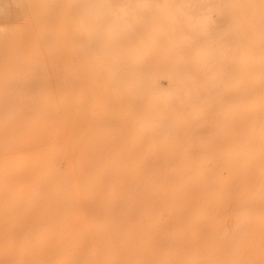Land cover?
Masks as SVG:
<instances>
[{
    "label": "rangeland",
    "instance_id": "obj_1",
    "mask_svg": "<svg viewBox=\"0 0 264 264\" xmlns=\"http://www.w3.org/2000/svg\"><path fill=\"white\" fill-rule=\"evenodd\" d=\"M39 1L40 3H43L40 4ZM73 1L75 0H0V196L2 194L3 196L5 195L4 197L1 196L0 198V213H2V211L4 213V215L2 213L1 215L3 216L0 217L1 221L3 220V224H0V230H3L4 228L5 230L3 232H7H5L4 234L2 231L0 232V235H2L3 237L1 238L0 236V243L4 244L0 246L1 251L3 252L5 247L6 249L11 247L8 252L5 249L6 252L4 250L3 253L10 255H13L14 253L13 258H11L12 260L9 259L10 261H13L14 259L15 262H11L12 264H27L26 262H29L30 264H88V262H91L92 264H120V253L122 251L121 241L132 240L136 235V220H134V195H136L138 190L146 187L143 183L145 182V180L142 181L141 185H139L140 182L138 183V181H136V178H138L140 174L144 176L148 167H153L157 169L160 175L159 177L163 182V189L167 190V192H165V196L169 199L167 202V206L170 215V218L168 220L170 230L172 229L173 231H175L176 229H178L177 233H179L180 236L182 235V242L176 250H181L182 252L180 254H190V257H188L189 255L186 256L191 261L186 259V256H184L185 262L188 261L187 264H197L196 262H199V264H217L213 260L214 258H212V256L207 255L206 257V254H208V252L210 251L208 249L209 246L216 243L219 240V236L223 235L221 236L222 238L219 241L223 242H221V245L219 247L222 249V251H225L226 248L224 243H227V239L229 238L231 232L236 228L237 231L235 230L233 232H236L237 234H231L234 244L232 242V239L230 240L232 244L231 249H235L231 250V252H233L231 253L232 259H223L225 257L220 255V257L222 256L221 260H225L226 264H228L227 261H230V264H259L261 262H264V188L262 187L264 186V99L262 100V98H264V76L262 78H258L260 77V73L264 70V65H256L253 61V22H255L256 20L254 16H250V21L246 25L244 23L242 24V21L239 19L237 14H233V33L231 37H225L228 44L231 43L234 58L231 71V75L233 78V90L230 97L232 102V115L230 120L231 142L237 143L243 153L248 152L249 154L250 148L255 147L252 154L246 155L245 157V155L242 153H235L233 158L232 150L231 154L228 150L230 137L226 133L221 132L220 135L216 137L213 136L214 129L212 126L207 125L204 128H198V123H200L203 119L207 117L209 119L212 116V110L211 108H209L207 111H204L201 106L203 104V97H206L207 94L205 90L198 91V89L200 88V80L198 78L199 71L197 72L196 70L198 67L195 68L197 62L195 60H192L191 56H187V52L181 45L177 46L174 49H171L170 51V48L168 46L169 39H167L171 35L177 38L183 37L184 31H186L185 28H176L175 30H171L168 24V18L171 19V17L153 13L150 9H148L147 5H145V1L143 0H93L95 2L97 1V3L93 2L92 0V3H90V0H81L83 2L81 3L77 0L81 6V8L80 6H78L80 8V11L77 10V7L75 10H73L75 8L73 7V5L77 6L78 4L77 1H75L76 4ZM98 1H100L101 5L100 3L98 4ZM113 2L116 3L114 4ZM140 2H142L143 4L141 3L142 5H140ZM87 3L89 7L90 4H92L93 8L97 7L95 6L96 4L98 5V8H95L94 11L92 9H89L88 11L91 14L90 17H92L93 19H89L88 17L89 15L86 11V8L88 9ZM99 5L101 9L99 8ZM136 7L139 9H137ZM144 7L146 10L145 12L144 9H142ZM141 9L142 11H138ZM97 10L99 11V13L105 12L104 16L101 13L102 18L104 17V19L99 18L100 14H96L98 13ZM115 10L116 14L114 13ZM147 10H149V12H147ZM81 11L83 14L81 13ZM92 11L94 13H92ZM107 11L108 13H106ZM73 12H76V14L78 15ZM123 12L126 14H124ZM111 13L113 14L111 15ZM43 14H45L46 17H44L45 15ZM120 14H124V18L121 17ZM151 14H153L154 17H152L153 15L151 16ZM253 14L255 15V13ZM79 15H81L80 19L78 17ZM82 15L86 16L82 17ZM149 16H151L153 19ZM69 17L72 21H70ZM76 17L82 21L81 23V21L78 20L83 25L90 24V26L94 25L95 27L97 26L99 28L100 25H102L103 27V23L106 20V23L108 24L109 21H112L110 19H113L114 22H112V25L113 23H115V25L110 26L112 28H109L110 24H108V27H106V23L104 25V30L102 27V29L100 28L104 32H102L104 35L101 34L99 28L98 31L100 32L99 34H101L105 39V36L108 35L105 34V31L111 30L110 32L112 33L116 32V37H113L115 40L118 37L117 41H115L114 39V41L110 39L112 41L110 42V40L108 39L109 36L106 39L108 42L102 37H100L101 39L98 38V35L95 36L97 33V27L94 28L95 32H92L94 33L92 34L90 32V26H88L89 29H85L86 27L82 26L79 22L78 23L80 25H78L75 19ZM145 17L149 20H147ZM118 18L119 20H116ZM131 18H134L132 22H130L132 20ZM84 19L88 20L84 21ZM139 19L140 21H138ZM143 19H146L144 20L145 22L143 21ZM83 21L85 23H83ZM148 21L149 23H147ZM116 23L118 24V27ZM144 25L147 26V28H145ZM105 27L108 30H105ZM119 27L123 28L120 30ZM113 28H115L116 30L118 29L117 31H120L117 32L116 30H113ZM144 28L146 31L144 30ZM259 29L261 30V27ZM122 30L125 31V35H123L124 33L122 32ZM132 30L135 34H138L134 35ZM164 31L165 33L163 34ZM171 31H173L174 33ZM84 32L86 35L84 34ZM166 32H168V34ZM67 33H69V35ZM151 33L153 35H151ZM147 34H149V36H147ZM109 35L110 37L112 36V34L110 33ZM147 37L149 39H147ZM86 38L88 39L86 40ZM129 38L131 39V41L128 43V40H125ZM122 40L124 43L121 42ZM151 40H154L155 42L153 41L152 43ZM141 41H146V46L140 44L143 43ZM104 42L105 45L107 44L106 46H108L109 48L110 46H113L114 42H119L122 45H120L121 47H119L118 43H114L115 46H113L110 50L108 47L106 48L103 45ZM130 43H132L130 49L133 48V46L137 49L133 48L132 50H130V52L126 51L125 49L128 48L127 46H130ZM86 44L88 46H86ZM92 44L95 45L94 47L96 51L93 50L94 47H91L93 46ZM78 45L83 46H80L82 49L76 48ZM100 45H103L105 48ZM116 45H118L120 51L118 50V47ZM152 45L156 46V48ZM98 46L100 47V49ZM114 47L117 48V50L114 49ZM120 48H122V50ZM63 49H65L66 51ZM90 49L93 50L94 54L98 49L99 52L97 53H102L103 58H106L108 64L104 62L105 60L101 61V59H99V57L102 58L100 54L98 55L99 57L96 54L94 56ZM109 50L111 52L113 51L111 54H114L115 56H112L116 57V59L110 56L111 54L109 53ZM136 50H138L139 55H137L138 52H136ZM114 51H118L119 53L125 51L123 52L124 55L121 54L122 56H120L123 59H120V57L117 58L118 56ZM126 52L128 53V56L125 55ZM162 53L165 54L163 56L164 58L165 56L169 57L168 60L165 61L163 57L161 58V56L163 55ZM92 55L95 57L93 58V60ZM129 56L134 59H131ZM56 57L57 60H55ZM182 57L183 60H181ZM124 58L128 59V61H126L127 63L133 62L134 64L131 63L126 65L125 61H123L125 63H121L118 61L126 60ZM129 58L131 59V62ZM137 58H139L140 61L142 60V62L138 60L135 61V59ZM98 59L104 65L102 63L98 64ZM175 59L177 60V62L173 61ZM53 60H55V62ZM113 62H117L116 64H120V66L118 65L116 69L117 71H120V74H118L119 72L115 71L116 65ZM97 64L98 67H96ZM57 65H59V67H57ZM99 65H102V67L105 65L107 66H105L106 68L104 67L105 69L103 70L102 68H100L101 66L99 67ZM123 65L126 67V70L124 69ZM254 65L258 68H256ZM111 66L112 68L114 67V71L113 69H110ZM121 66L122 69H120ZM131 67L133 68V74H130V72L132 73ZM55 68L56 70H54ZM127 69H129L130 72H128L129 70ZM121 70L122 72L124 71L123 73H127H125V75H121ZM112 71L116 72L118 75H121L120 80H122L125 85L121 83L122 81L116 78L118 76H115ZM253 71L257 73L255 74ZM61 75L62 77H64L63 79ZM108 75L111 78H109ZM149 78L151 80H149ZM109 79H111V81L114 79H118L120 84L119 82H116L117 80L110 82L112 86L114 85L113 88L117 85L113 89L109 83ZM126 79L128 82H126ZM258 79H260V81ZM65 80L66 84L64 83ZM138 80L141 82H138ZM37 81L39 84L37 83ZM56 82H60L59 84L61 86L59 84H56ZM67 83H69L70 85L68 84L67 86ZM127 83L130 84V91H128L129 89L127 86L129 85ZM138 83H140L141 85ZM48 86L50 88H48ZM55 87L57 88L55 89ZM123 87L124 91H127L126 93L123 91ZM34 88L38 89L35 90ZM125 88H127L128 90H125ZM50 90H52L50 92L52 94L48 93ZM110 90H113V93ZM49 94L50 97L48 96ZM54 94H56V96L60 95V97L57 96L56 98L54 97L55 99H53V96H55ZM70 95V99L72 100V102L69 99ZM166 96L169 97L167 98ZM12 97L15 99H13ZM58 98L59 101L57 100ZM85 99L86 101L84 102ZM22 101H24V103ZM78 103L80 105H83V107L79 106ZM45 104L47 106L44 108ZM62 105L64 106V108L62 107ZM74 105H78L77 108L79 107V109H75L74 111L73 109L76 108ZM65 106H67V109L65 108ZM44 110H46V114H44ZM59 110L61 113L59 112ZM79 110H81V113L79 112ZM63 112L66 114H64ZM80 115L83 117H80ZM79 118L83 120L81 121ZM157 123L159 125H157ZM143 125H145V129H143ZM151 125H153L155 129ZM52 126L53 128H51ZM61 126L63 128H61ZM72 126L75 128H73ZM157 126H159V129L163 131L166 130V133L159 130ZM56 127L60 129H56ZM138 128H141V131L137 130ZM147 128H149L148 132H146ZM160 131L163 132L166 137H163L164 134ZM70 132H72V136H70ZM154 133L156 134V136ZM64 135L66 137H64ZM135 135L138 137H136ZM93 136L94 138H91ZM69 138H72V140ZM81 141L84 144H79L81 143ZM58 143H61V145L59 144L57 148L59 149V147L63 145L64 147L62 146L60 147V149L64 150L65 152H61V150H58L56 147L54 148L53 145L57 146ZM78 146L80 148H78ZM65 149L67 150V152ZM124 149L126 151L128 149V152H126ZM41 151L44 152L41 153ZM61 153H63V155H60ZM50 154H52L53 156ZM80 154L83 156V158ZM40 155H42L43 158ZM33 156H35L34 158H36V160H38V162L40 163L39 166L38 162H36ZM38 158L41 160L39 161ZM92 158H95L93 161H96V163L90 161L92 160ZM55 160L57 161L56 163ZM27 162L28 164H26ZM91 162H93L92 167H90ZM47 164L49 165L45 166ZM52 164H54L53 167L51 166ZM95 164L97 165L95 166ZM249 164L253 165L251 166ZM28 166H31L30 169H28ZM82 166L83 168H85L84 170L81 169ZM44 168L46 169L44 170ZM69 168L70 170H68ZM169 169L173 170L171 171ZM37 170L40 172V174ZM89 170H91L90 173ZM32 171H36V174ZM50 171H52L53 173H51ZM105 171L109 173V177L105 176L107 175ZM26 172H29L31 174H28ZM41 172H43V174ZM87 172L89 173V175ZM63 174L67 177L63 176ZM102 174H104V176ZM186 176H189L188 181H186ZM104 177H106V180L103 181ZM65 178L68 179L67 182L64 183L68 184V182L70 181L69 185L72 186V188L70 186L67 187V185L64 186L65 184L61 185L63 183L62 181H65ZM130 179L135 180L132 181ZM18 183H20L21 185H18ZM73 183L75 184V186H73ZM258 183L261 185H259ZM47 184L48 186H46ZM76 184H78L77 188H75ZM124 184L126 185L124 186ZM16 185L17 187L16 189H14ZM176 186H180L181 191L171 192L170 190L175 189ZM65 187L67 189H65ZM54 188H58L59 191L58 189L57 192L53 191L55 190ZM127 188L129 190H133V192L128 191ZM219 188L221 190H219ZM9 189H13L14 191ZM121 189L124 190V192L121 191ZM6 192L7 194H5ZM127 192H130L131 196L130 193L128 194ZM12 193H14V195H12ZM66 193L70 196L73 195L71 197L72 199H70V196L67 197ZM262 193L263 195H261ZM53 194H55V196ZM211 194L212 197H210ZM24 195L28 197L26 198ZM184 195H186V197H184ZM16 199L19 201H17ZM54 199L55 202L53 201ZM15 200L18 203L15 202ZM129 200H131L132 203L129 202ZM33 203L35 204V207ZM15 204H19L20 206H17L18 210L14 208V213L12 207H15ZM176 206L180 207L181 211H178L179 208L177 209ZM18 207L20 208V210ZM171 207L173 208V211ZM188 207L191 209H189ZM176 209L178 213L182 215V217L179 215L180 217L177 220L173 221L172 216L173 212ZM26 210L28 213L24 215ZM80 211L82 212L80 213ZM187 212L189 215L187 214ZM198 212L201 214H199ZM7 214H9L10 216L8 217ZM23 215L24 217H22ZM184 215L186 220L183 217ZM49 216L50 219L48 218ZM21 217L22 219H19ZM3 218H7V220H4ZM45 218L47 220H44ZM84 218H86L87 221ZM103 219L106 221H104ZM214 219L216 220L214 223H212ZM7 221L9 223V226H7L8 223L4 226L5 222ZM42 221L48 222L47 224L45 223L47 227H45L46 230L44 229V232L43 230L40 232L39 230L42 227L38 226L40 225V223H44ZM25 222L27 225H25ZM17 223H19V225ZM201 223H204V225ZM14 224L16 228L15 226L13 228ZM175 224H178L179 226L175 228ZM79 225L81 226L79 227ZM8 227L10 228V230H8ZM76 227L78 229H76ZM210 227L212 228V231H210ZM241 227L242 230H239L241 229ZM98 228H100V230ZM34 230L36 232H34ZM94 231L96 233L100 231L99 234L97 233L98 237L97 234L94 233ZM222 231L224 233H222ZM12 232L15 233L13 234ZM83 232L85 234H82ZM208 232L210 233V235ZM27 233L30 235H28ZM34 233H42L43 235L40 234V238L37 240L39 234H37L36 236ZM5 234H7L8 236H6ZM10 234H12V237L10 236ZM30 236L34 238V240L30 239ZM10 237L12 239H10ZM4 238L5 240H3ZM93 238L95 240H98L97 243L99 245H96V241ZM213 238L216 239V242L215 240H213ZM6 239L8 244L5 243ZM8 240L11 241L9 242ZM30 240L34 241V244L36 243V240L38 242L33 249L31 245L33 243ZM198 241L202 242L199 243ZM88 242L90 243L88 244ZM13 243L17 244L13 245ZM29 243L31 246L29 245ZM251 245L253 246L252 248ZM86 246H88V248L92 247L91 250L95 251L91 252L90 249L88 251L85 250L87 248ZM98 246H101L100 249ZM108 248H111V251ZM211 248H213V246ZM11 249L12 253L10 252ZM248 249H251V251L247 252ZM193 250H195L194 254H191ZM31 252L33 253V255ZM89 252L90 254H86ZM71 253L74 254L75 257ZM198 253L201 255H199ZM245 253L247 255H245ZM28 254H30L31 256H28ZM233 254L236 257L233 256ZM255 254L258 257L260 256L259 258H261H258V262L256 261L257 256H254ZM203 256L205 257V259ZM29 257L30 259H27ZM238 257L240 260L238 259ZM90 258H92L93 260ZM246 258L247 261L245 262ZM252 258L255 263H253L254 261H251L250 263V260ZM25 259L29 261H26ZM71 259L73 260V262L71 261ZM170 259L172 261L174 259V256L171 255ZM9 260L5 261V263L7 262L6 264H8L10 262Z\"/></svg>",
    "mask_w": 264,
    "mask_h": 264
},
{
    "label": "bare ground",
    "instance_id": "obj_2",
    "mask_svg": "<svg viewBox=\"0 0 264 264\" xmlns=\"http://www.w3.org/2000/svg\"><path fill=\"white\" fill-rule=\"evenodd\" d=\"M50 1V0H49ZM71 1V0H70ZM75 1H77V0H75ZM75 1H73L74 3H75ZM79 2H81V3H83L81 0H78ZM77 1V2H78ZM91 1V0H90ZM93 1V0H92ZM92 1L90 2V3H92ZM102 1H104V0H102ZM108 1V0H107ZM125 1V0H124ZM123 1V2H124ZM131 1V0H130ZM143 1H145V5H147V7H148V9H150L153 13H155V14H162V15H166V16H168V17H171V19H169L168 18V24H169V26H170V28H171V30H175L176 28H185V30L186 31H184V35H183V37H179V38H177V37H175V36H169V38H167L166 36V38L167 39H169V41H168V46H169V48H170V51H171V49H174V48H176L177 46H182L183 47V49L187 52V56H191L192 57V60H195L196 62H197V64H196V67L195 68H197L196 70H197V72L199 71V80H200V88L198 89V91H200V90H205L206 91V97H203V104L201 105L202 106V109L204 110V111H207L209 108H211V110H212V116L208 119V117L207 118H205V119H203L200 123H198V128H204L205 126H207V125H209V126H212L213 127V129H214V132H213V136H219L220 135V133L221 132H224V133H226L229 137H230V140H229V148H228V150L230 151V154H231V150H232V153H233V158H234V154L235 153H242V154H244L245 155V157H246V155H250V154H252L253 152H254V148L255 147H253V148H250V150H249V154H248V152H244L243 153V151L239 148V146H238V144L237 143H232L231 142V124H230V120H231V115H232V102H231V92H232V90H233V78H232V75H231V71H232V66H233V62H234V58H233V49H232V47H231V43L230 44H228V42H227V40H226V36H230L231 37V35H232V33H233V14H237L238 15V17H239V19L242 21V24L244 23V24H248V22L250 21V16L251 15H253L254 16V18L256 19H254L255 20V22H253V27H254V30H253V38H252V40H253V45L254 46H252V49H253V47H254V63L256 64V65H264V0H143ZM36 2V1H35ZM34 2V3H35ZM42 2V1H41ZM72 2V3H73ZM79 2H78V4H79ZM93 2H95V1H93ZM137 2V1H136ZM39 3H40V1H39ZM43 3V2H42ZM42 3H40V4H42ZM48 3V2H47ZM57 3V2H56ZM95 3H97V1L95 2ZM94 3V4H95ZM100 3V1H98V4ZM114 3V2H113ZM116 3V2H115ZM114 3V4H115ZM131 3V2H130ZM130 3H128V4H130ZM142 2H140L139 4L140 5H142L141 4ZM147 3V4H146ZM50 4H51V2H50ZM76 4V3H75ZM77 4V6H74L73 5V7H75L73 10H75L76 9V7L78 8L77 10H79L80 11V8H81V6H80V4L78 5ZM104 4V3H103ZM103 4H102V6H103ZM111 4H112V2H111ZM119 4H121V3H119ZM124 4V3H123ZM126 4V3H125ZM46 5V4H45ZM85 5V4H84ZM100 5H101V3H100ZM100 5H99V8L101 9V7H100ZM105 5V4H104ZM31 6V5H30ZM78 6H80V8L78 7ZM87 6H88V3H87ZM95 6H97V7H94L93 8V5L92 4H90V7H92V8H90L89 6H88V9L86 8V11H87V14L89 15L88 17H89V19L91 18V19H93L92 17H90V13L88 12L89 11V9H92L93 11H94V9L96 8H98V5L96 4ZM137 6H138V4H137ZM25 7H27V6H25ZM83 7V6H82ZM105 7V6H104ZM107 7V6H106ZM117 7V6H116ZM128 7V6H127ZM141 7V6H140ZM124 8V7H123ZM137 8V7H136ZM109 9V8H108ZM120 9V8H119ZM122 9V8H121ZM137 9H139V8H137ZM142 9H144V12L146 11L145 10V7L144 8H142ZM142 9L141 10H138V11H142ZM147 9V8H146ZM252 9V10H251ZM107 10V9H106ZM110 10V9H109ZM108 10V11H109ZM263 10V11H262ZM62 11V10H61ZM92 11V13H94ZM98 11V10H97ZM104 11V10H103ZM108 11L106 12V13H108ZM111 11V10H110ZM109 11V12H110ZM137 11V12H138ZM261 11H262V13H261ZM130 12H131V10H130ZM147 12H149V10H147ZM73 13H75L76 14V12H73ZM81 13H82V11H81ZM102 12H100L99 13V11H98V13H96L97 15H99V18L100 19H104V17L102 18V14H103V16L105 15L104 13H102ZM115 14H116V10H115V12H114ZM120 13V12H119ZM124 13V12H123ZM253 13H255V15L253 14ZM58 14V13H57ZM83 14V13H82ZM85 14V13H84ZM96 14H95V17H96ZM113 13H111V15H112ZM124 14H126V13H124ZM123 14V15H124ZM43 15H45V14H43ZM59 15V14H58ZM76 15H78V14H76ZM75 15V16H76ZM92 15H94V14H92ZM108 15V14H107ZM121 15V14H120ZM123 15H121V17H123L124 18V16ZM134 15V14H133ZM150 15V14H149ZM153 14H151V16H152ZM257 15V16H256ZM49 16V15H48ZM74 16V15H73ZM72 16V17H73ZM80 16L81 15H79L78 17H79V19H80ZM84 15H82V17H83ZM86 16V15H85ZM84 16V17H85ZM101 16V17H100ZM116 16V15H115ZM114 16V17H115ZM126 16V15H125ZM151 16H149V17H151ZM165 16V17H166ZM252 16V17H253ZM15 17V16H14ZM44 17H46V15L44 16ZM94 17V18H95ZM152 17H154V15L152 16ZM151 17V18H152ZM176 17H178V18H176ZM106 18V17H105ZM113 18V17H112ZM126 18V17H125ZM130 18V17H129ZM140 18V17H139ZM146 18V17H145ZM69 19H70V17H69ZM76 19V21H77V23L79 22V21H81V20H79L77 17L75 18ZM96 19V18H95ZM100 19H98V20H100ZM132 19V18H131ZM134 19V18H133ZM133 19L130 21V22H132L133 21ZM147 19V18H146ZM146 19H143V21L144 20H146ZM153 19V18H152ZM79 20V21H78ZM85 20H88V19H84V21ZM110 20H112V21H109L108 22V24H110L109 25V28H112V27H110V26H113V25H115V23H113V25H112V22H114V20L113 19H110ZM116 20H119V18L118 19H116ZM120 20H122V19H120ZM147 20H149V19H147ZM70 21H72L71 19H70ZM83 21V23H85ZM126 21V20H125ZM138 21H140V19L138 20ZM137 21V22H138ZM150 21H152V20H150ZM48 22V21H47ZM67 22H69V21H67ZM90 22V21H89ZM97 22V21H96ZM107 22V20L103 23V27H102V25H100V28L102 27L103 28V30H104V25H105V23ZM145 22V21H144ZM50 23H51V20H50ZM64 23H65V21H64ZM73 23H75V22H73ZM80 23V22H79ZM78 23V25H80L81 23H82V21H81V23L79 24ZM147 23H149V21L147 22ZM55 24V23H54ZM88 24V23H87ZM93 24H94V22H93ZM102 24V23H101ZM107 23H106V27H108L107 25H108ZM125 24H128V23H125ZM131 24V23H130ZM129 24V25H130ZM142 24H143V22H142ZM67 25H69V24H67ZM82 26H84V27H86L85 29H87L88 28V26H90V24H88V25H83V24H81ZM95 25H96V23H95ZM116 25H117V27H118V24L116 23ZM134 25V24H133ZM52 26V25H51ZM127 26V25H126ZM158 26V25H157ZM40 27V26H39ZM38 27V28H39ZM97 27V26H96ZM94 25H92V26H90V28H91V30H90V32L92 33V32H95V30H94V28H96ZM105 27V30L107 29ZM116 27V28H117ZM144 27L145 28H147V26H145L144 25ZM261 27V30L259 29ZM41 28V27H40ZM69 28V27H68ZM81 28V27H80ZM98 28L99 27H97V33H96V35L95 36H97L98 35V38H100V37H102V35H104L103 33V31L100 29V31H101V34H99L100 32L98 31ZM123 28V27H122ZM121 27H119V29L121 30L122 29ZM145 28H144V30H145ZM89 29V28H88ZM142 29V28H141ZM140 29V30H141ZM159 29V28H158ZM83 30V29H82ZM108 30V29H107ZM113 30H116L115 28H113ZM118 30V29H117ZM116 30V31H117ZM119 30V31H120ZM131 30V29H130ZM153 30V29H152ZM163 30V29H162ZM178 30V29H177ZM37 31V30H36ZM84 31V30H83ZM89 31V30H88ZM111 30H109V31H105V34H108V35H106L105 37H106V39L108 38V36H109V40L111 39V40H113L114 39V37L113 36H115L116 37V32H113L114 33V35H113V33L112 32H110ZM119 31H117V32H119ZM133 31V30H132ZM146 31V30H145ZM67 32V31H66ZM103 32V33H102ZM110 34H112V38L110 37V35H109V33ZM122 32L124 33L125 31L124 30H122ZM127 32H128V28H127ZM130 32V31H129ZM171 32H173V31H171ZM121 33V32H120ZM133 33H134V31H133ZM165 33V31L163 32V34ZM167 34H168V32H166ZM174 33V32H173ZM175 33H176V31H175ZM59 34V33H58ZM68 35H69V33H67ZM84 34H85V32H84ZM83 34V35H84ZM92 34H94V33H92ZM116 34V35H115ZM122 34V33H121ZM126 33H124L123 35H125ZM138 34V33H137ZM137 34H135L134 33V35H137ZM86 35V34H85ZM99 35H101V36H99ZM151 35H153L152 33H151ZM147 36H149V34H147ZM161 36H162V32H161ZM177 36H179V35H177ZM59 37V36H58ZM94 37V36H93ZM126 37V36H125ZM97 38V39H98ZM103 38V37H102ZM118 38V37H117ZM117 38H116V40L115 41H117ZM137 38V37H136ZM88 38H86V40H87ZM101 39V38H100ZM103 39H105V38H103ZM102 39V40H103ZM105 39V40H106ZM130 39V38H129ZM129 39H126L125 41H127L128 40V43L131 41V39L129 40ZM147 39H149L148 37H147ZM166 39V40H167ZM44 40V39H43ZM58 40H60V39H58ZM104 40V41H105ZM110 40V42H112ZM113 40V41H114ZM141 40V39H140ZM163 40V39H162ZM251 40V39H250ZM33 41H35V40H33ZM69 41V40H68ZM93 41V40H92ZM107 41V40H106ZM105 41V42H106ZM154 41V40H153ZM153 41L151 40V42L153 43ZM158 41V40H157ZM262 41H263V44H262ZM57 42V41H56ZM87 42V41H86ZM98 42V41H97ZM105 42H104V46L107 48L108 46H106L105 45ZM108 42V41H107ZM121 42H123V40L121 41ZM141 42H143V41H141ZM146 42V41H145ZM145 42H143V43H140V44H143L144 46H146L145 45ZM155 42V41H154ZM160 42V41H159ZM162 42V41H161ZM167 42V41H166ZM99 43V42H98ZM115 43V42H114ZM113 43V46H115V44H117L118 43V45H119V47H121L120 45H122L121 43H119V42H117V43H115L114 44ZM124 43V42H123ZM136 43V42H135ZM139 43V42H138ZM164 43V42H163ZM96 44V43H95ZM100 44V43H99ZM132 43H130L129 45L130 46H127L128 48V50L127 49H125L126 51H128V52H130V50H132L133 48L134 49H137L136 47H134L133 46V48H131L130 49V47L132 46L131 45ZM149 44H150V42H149ZM82 45V44H81ZM80 45V46H81ZM88 45H89V41H88ZM87 44H86V46H88ZM93 45V44H92ZM103 45H100V46H103ZM118 45H116L117 47H118ZM124 45V44H123ZM233 45V44H232ZM79 46V45H78ZM76 47V48H79V49H82L81 47H83V46H79V47ZM84 46H85V44H84ZM95 45H93V46H91V47H94ZM103 46V47H104ZM113 46H110V50H111V48L113 47ZM152 46H154V45H152ZM7 47V46H6ZM11 47V46H10ZM75 47V46H74ZM99 47V46H98ZM103 47H102V49H103ZM104 47V48H105ZM119 47H118V50H119ZM155 48H156V46H154ZM158 47V46H157ZM56 48H58V47H56ZM122 48H124V47H122ZM122 48H120L121 50H122ZM145 48V47H144ZM54 49V48H53ZM60 49V48H59ZM88 49V48H87ZM87 49H86V51H87ZM99 49H100V47H99ZM114 49H116L117 50V48H115L114 47ZM147 49V48H146ZM46 50H48V49H46ZM56 50H58V49H56ZM63 50H65V49H63ZM91 50V49H90ZM94 51H96V49H95V47H94V49H93ZM93 50H91L92 51V54L95 56V54L98 56L99 54H100V56L102 57V58H100L99 56V59H101V61H104V62H106L107 64H108V62L106 61V58L104 59L103 58V55H102V53H97V52H99V50L97 49V52H95V54H94V52H93ZM109 50V51H110ZM124 50V49H123ZM66 51V50H65ZM120 51V50H119ZM51 52V51H50ZM69 52V51H68ZM100 52H104V51H100ZM113 52V51H112ZM111 51L109 52L110 54L112 53ZM114 52H116V51H114ZM123 52H125V51H123ZM123 52H121V53H119L118 51L116 52V55L118 56L117 58H119L120 56H122L121 54H123ZM136 52H138V50H136ZM174 52V51H173ZM39 53H40V51H39ZM90 53V52H89ZM127 53V52H126ZM125 53V55L126 56H128V53L126 54ZM141 53V52H140ZM165 53V52H164ZM164 53H162L163 55L161 56V58L166 54H164ZM53 54V53H52ZM104 54V53H103ZM109 54V55H110ZM120 54V55H119ZM155 54V53H154ZM73 55V54H72ZM78 55V54H77ZM85 55H86V52H85ZM88 55V54H87ZM92 55V60H93V58H95L94 56ZM112 55H114V54H111L110 56L111 57H113ZM124 55V54H123ZM130 55V54H129ZM132 55V54H131ZM133 55H134V53H133ZM137 55H139V52H138V54ZM167 55V54H166ZM53 56H54V54H53ZM109 56V57H110ZM115 56V55H114ZM179 56V55H178ZM55 57V56H54ZM97 57V58H98ZM131 59H134V58H132L131 56H129ZM181 57V56H180ZM83 58V57H82ZM113 58H115L116 59V57H113ZM112 58V59H113ZM129 58V59H130ZM143 58V57H142ZM164 58V57H163ZM168 58L169 57H167V56H165V61L166 60H168ZM98 59V61H97V63L99 64H101L102 62H100V60ZM103 59V60H102ZM108 59V58H107ZM120 59H123L122 57H120ZM124 59H126V58H124ZM131 59H130V62H131ZM147 59V58H146ZM177 59V58H176ZM173 60V61H175V62H177V60ZM51 60V59H50ZM55 60H57V57L55 58ZM55 60H53L54 62H55ZM109 60V59H108ZM111 60V59H110ZM114 60V59H113ZM136 60H138V61H140L139 60V58H137V59H135V61ZM163 60V59H162ZM181 60H183V57L181 58ZM185 60V59H184ZM86 61V60H85ZM88 61H90V60H88ZM115 61V60H114ZM119 62H123V61H128V59H126V60H118ZM149 61V60H148ZM170 61H172V60H170ZM194 61V62H195ZM241 61H242V59H241ZM110 62V61H109ZM118 62V63H119ZM125 62H123V63H125ZM140 62H142V60L140 61ZM146 62V61H145ZM50 63H52V62H50ZM87 63V62H86ZM115 65H116V67H115V71L116 72H119L118 74H120V71L118 70H116L117 69V67H118V65L120 66V64H116L115 62H113ZM132 64H134L133 62H131ZM131 63H127L126 62V65L127 64H131ZM31 64V63H30ZM54 64V63H53ZM98 64L96 65V67H98ZM103 64V63H102ZM137 64V63H136ZM171 64V63H170ZM56 65V64H55ZM89 65V64H88ZM104 65V64H103ZM125 65V64H124ZM123 65V66H124ZM252 65V64H251ZM34 66V65H33ZM50 66V65H49ZM63 66V65H62ZM87 66V65H86ZM101 66V67H100ZM105 66H107V65H105ZM105 66H103L102 67V65H99V67L100 68H102L103 70L106 68ZM182 66V65H181ZM255 66V65H254ZM57 67H59V65H57ZM89 67V66H88ZM105 67V68H104ZM142 67V66H141ZM253 67V66H252ZM256 67V66H255ZM62 68V67H61ZM114 68V67H113ZM112 68V66L110 67V69H113ZM132 68V67H131ZM243 68V67H242ZM254 68V67H253ZM256 68H258V67H256ZM119 69V68H118ZM120 69H122V66H121V68ZM124 69L126 70V67L124 66ZM143 69V68H142ZM146 69V68H145ZM54 70H56V68L54 69ZM62 70V69H61ZM89 70V69H88ZM127 70H129V69H127ZM135 70V69H134ZM237 70V69H236ZM255 70V69H254ZM257 70H259V69H257ZM262 70H263V68H262ZM63 71V70H62ZM72 71V70H71ZM113 71H114V69H113ZM112 71V72H113ZM136 71V70H135ZM106 72V71H105ZM116 72H113V74L115 75V76H118V77H116V78H118L119 80L121 79V75L122 74H124L125 75V73H127V72H125V73H123L122 72V70H121V75H118ZM128 72H130V70L128 71ZM146 72V71H145ZM254 72V71H253ZM142 73V72H141ZM255 73V72H254ZM257 73V72H256ZM255 73V74H256ZM51 74V73H50ZM105 74H107V73H105ZM117 74V75H116ZM130 74H133V68H132V73L130 72ZM129 74V75H130ZM143 74V73H142ZM173 74V73H172ZM186 74V73H185ZM255 74H253V75H255ZM47 75V74H46ZM123 75V76H124ZM109 76V75H108ZM127 76V75H126ZM136 76V75H135ZM147 76V75H146ZM187 76V75H186ZM264 76V70L260 73V77H258V78H262ZM61 77H62V75H61ZM130 77V76H129ZM64 77H62V79H63ZM109 78H111L110 76H109ZM124 78V77H123ZM122 78V79H123ZM131 78V77H130ZM139 78V77H138ZM137 78V79H138ZM148 78V77H147ZM118 79H114V80H112L111 81V79H109V83L110 82H113V81H115V80H117L116 82H119V80ZM134 79V78H133ZM140 80V79H139ZM138 80V82H141V81H139ZM149 80H151L150 78H149ZM185 80V79H184ZM253 80V79H252ZM259 81H260V79H258ZM50 81V80H49ZM68 81H70V80H68ZM83 81V80H82ZM120 81H122V80H120ZM147 81V80H146ZM258 81V82H259ZM12 82V81H11ZM58 82V81H57ZM56 82V84H59V83H57ZM108 82V81H107ZM116 82H114V83H116ZM126 82H128L127 81V79H126ZM125 82V83H126ZM182 82V81H181ZM184 82V81H183ZM16 83V82H15ZM37 83H38V81H37ZM36 83V84H37ZM65 84H66V80H65V82H64ZM64 83H62V84H64ZM71 83V82H70ZM121 83H123V81L121 82ZM146 83V82H145ZM23 84V83H22ZM39 84V83H38ZM43 84V83H42ZM68 84L69 83H67V86H68ZM113 84V83H112ZM119 84H120V82H119ZM124 84V83H123ZM128 84V83H127ZM138 84H140V83H138ZM156 84V83H155ZM182 84V83H181ZM184 84V83H183ZM25 85V84H24ZM46 85V84H45ZM60 85V84H59ZM58 85V86H59ZM70 85V84H69ZM109 85V84H108ZM110 85H111V83H110ZM109 85V86H110ZM125 85V84H124ZM129 86H127L128 87V89L130 88V84H128ZM141 85V84H140ZM148 85V84H147ZM160 85V84H159ZM61 86V85H60ZM72 86V85H71ZM112 86V85H111ZM114 86V85H113ZM113 86H112V88H113ZM117 86V85H116ZM115 86V87H116ZM143 86V85H142ZM163 86V85H162ZM259 86V85H258ZM12 87V86H11ZM10 87V88H11ZM47 87V86H46ZM54 87V86H53ZM85 87V86H84ZM114 87V88H115ZM125 87V86H124ZM124 87L122 88L123 89V91H124ZM255 87V86H254ZM48 88H50L49 86H48ZM57 87H55V89H56ZM66 88V87H65ZM111 88V87H110ZM110 88H108V89H110ZM111 88V89H112ZM113 88V89H114ZM142 88V87H141ZM144 88V87H143ZM146 88V87H145ZM165 88V87H164ZM251 88V87H250ZM35 89V88H34ZM36 89H38V88H36ZM35 89V90H36ZM45 89V88H44ZM60 89V88H59ZM72 89H73V87H72ZM127 88H125V90H126ZM127 89V90H128ZM132 89V88H131ZM174 89V88H173ZM3 90V89H2ZM35 90H34V92H35ZM133 90V89H132ZM138 90H139V86H138ZM251 90V89H250ZM43 91V90H42ZM52 90H50L48 93H50ZM111 92L113 91V90H110ZM128 91H130V89L128 90ZM137 91V90H136ZM148 91V90H147ZM253 91V90H252ZM21 92V91H20ZM82 92H84V91H82ZM125 92V91H124ZM127 92V91H126ZM125 92V93H126ZM164 92V91H163ZM10 93H11V90H10ZM26 93V92H25ZM39 93V92H38ZM68 93V92H67ZM113 93V92H112ZM115 93V92H114ZM195 93V92H194ZM50 94H52V93H50ZM50 94L48 95L49 97H50ZM260 94V93H259ZM258 94V95H259ZM13 95V94H12ZM55 96H53V99H55L57 96L58 97H60V95H57L56 96V94H54ZM127 95V94H126ZM131 95H132V93H131ZM134 95V94H133ZM137 95V94H136ZM169 95H172V94H169ZM135 96V95H134ZM140 96V95H139ZM165 96V95H164ZM261 96V95H260ZM55 97V98H54ZM63 97V96H62ZM70 97H71V95L69 96V99H70ZM79 97H81V96H79ZM85 97V96H84ZM167 97V96H166ZM169 97V96H168ZM167 97V98H168ZM173 97V96H172ZM247 97H249V96H247ZM263 97V96H262ZM5 98V97H4ZM13 98V97H12ZM86 98V97H85ZM88 98V97H87ZM105 98H106V96H105ZM166 98V99H167ZM13 99H15V98H13ZM47 99V98H46ZM67 99H68V97H67ZM89 99V98H88ZM264 98H262V100H263ZM58 101H59V98L57 99ZM61 100V99H60ZM246 100V99H245ZM254 100V99H253ZM62 101V100H61ZM69 101V100H68ZM68 101H67V103H68ZM70 101L72 102V100L70 99ZM86 101V99L84 100V102ZM23 103H24V101H22ZM49 102V101H48ZM66 102V101H65ZM65 102H64V104H65ZM70 102V103H71ZM74 102V101H73ZM88 102H89V100H88ZM258 102V101H257ZM0 103H1V101H0ZM6 103V102H5ZM19 103V102H18ZM63 103V102H62ZM67 103H66V105H67ZM42 104V103H41ZM53 104V103H52ZM83 104V103H82ZM55 105H56V103H55ZM78 105L79 106H82L83 107V105H80L79 103H78ZM77 105V106H78ZM11 106V105H10ZM44 106V105H43ZM47 105L45 104V106H44V108L46 107ZM73 106V105H72ZM75 106V105H74ZM77 106H75L76 108H74L73 110L75 111V109H79V107L77 108ZM48 107H50V106H48ZM62 107L64 108V106L62 105ZM67 106H65V108H66ZM246 107V106H245ZM55 108V107H54ZM81 108V107H80ZM164 108H165V106H164ZM181 108V107H180ZM53 109V108H52ZM60 109V108H59ZM62 109V108H61ZM67 109V108H66ZM66 109H64V110H66ZM69 109V108H68ZM45 111L46 110H44V114H46L45 113ZM51 111V110H50ZM70 111H72V110H70ZM73 111V112H74ZM81 110H79V112H80ZM176 111V110H175ZM4 112V111H3ZM59 112H60V110H59ZM58 112V113H59ZM67 112H68V110H67ZM73 112H72V114H73ZM55 113V112H54ZM61 113V112H60ZM64 113V112H63ZM76 113V112H75ZM81 113V112H80ZM170 113V112H169ZM174 113V112H173ZM53 114V113H52ZM64 114H66V113H64ZM69 114H71V113H69ZM79 114V113H78ZM245 114V113H244ZM75 115V114H74ZM83 115V114H82ZM257 115V114H256ZM259 115V114H258ZM3 116V115H2ZM48 116V115H47ZM46 116V117H47ZM84 116V115H83ZM83 116H81L80 115V117H83ZM164 116V115H163ZM57 117V116H56ZM78 117H79V115H78ZM85 117V116H84ZM259 117V116H258ZM20 118H22V117H20ZM68 118H70V117H68ZM59 119V118H58ZM57 119V120H58ZM71 119H72V117H71ZM80 119V118H79ZM104 119V118H103ZM173 119V118H172ZM20 120V119H19ZM23 120V119H22ZM49 120H50V118H49ZM60 120V119H59ZM78 120V119H77ZM81 121L83 120V119H80ZM79 120V121H80ZM152 120V119H151ZM164 120V119H163ZM256 120V119H255ZM61 121V120H60ZM79 121H77V122H79ZM258 121V120H257ZM50 122V121H49ZM93 122V121H92ZM138 122V121H137ZM153 122H155V121H153ZM160 122V121H159ZM158 122V123H159ZM141 123H142V121H141ZM157 123V125H159ZM241 123V122H240ZM13 124V123H12ZM66 124V123H65ZM72 124V123H71ZM162 124V123H161ZM161 124H160V126H161ZM249 124V123H248ZM15 125V124H14ZM63 125V124H62ZM78 125V124H77ZM146 125V124H145ZM145 125H143V129H145ZM164 125V124H163ZM257 125V124H256ZM70 126V125H69ZM83 126V125H82ZM137 126H138V124H137ZM136 126V127H137ZM142 126V125H141ZM152 127H154L153 125H151ZM156 126V125H155ZM58 127V126H57ZM56 127V129H60V128H57ZM73 127V126H72ZM158 127V129H159V126H157ZM51 128H53V126L51 127ZM61 128H63L62 126H61ZM73 128H75V127H73ZM72 128V129H73ZM77 128V127H76ZM80 128V127H79ZM83 128V127H82ZM255 128H256V126H255ZM71 129V128H70ZM148 129L149 128H147V131L146 132H148ZM154 129H155V127H154ZM157 129V128H156ZM166 129V128H165ZM168 129H169V127H168ZM247 129V128H246ZM101 130V129H100ZM104 130V129H103ZM137 130H140L141 131V128L139 129H137ZM159 130H161V129H159ZM171 130V129H170ZM61 131V130H60ZM96 131V130H95ZM99 131V130H98ZM153 131V130H152ZM158 131V130H157ZM161 131H163V130H161ZM160 131V132H161ZM166 131V130H165ZM165 131H163V132H165ZM172 131V130H171ZM5 132V131H4ZM56 132H58V131H56ZM63 132V131H62ZM78 132V131H77ZM82 132V131H81ZM154 132V131H153ZM159 132V131H158ZM163 132H161V133H163ZM170 132V131H169ZM173 132V131H172ZM32 133V132H31ZM71 133L72 132H70V136H72L71 135ZM101 133H104V132H101ZM150 133H152V132H150ZM166 133V132H165ZM13 134V133H12ZM29 134V133H28ZM40 134V133H39ZM61 134V133H60ZM59 134V135H60ZM75 134V133H74ZM77 134V133H76ZM95 134V133H94ZM93 134V135H94ZM113 134V133H112ZM136 134V133H135ZM155 134V133H154ZM154 134H153V136H154ZM164 134V133H163ZM62 135V134H61ZM69 135V134H68ZM152 135V134H151ZM75 136V135H74ZM86 136V135H85ZM96 136V135H95ZM136 136V135H135ZM155 136H156V134H155ZM236 136V135H235ZM239 136V135H238ZM29 137V136H28ZM56 137H59V136H56ZM64 137H66L65 135H64ZM89 137V136H88ZM87 137V138H88ZM136 137H138V136H136ZM163 137H166V135L164 134V136ZM207 137V136H206ZM237 137V136H236ZM31 138V137H30ZM29 138V139H30ZM41 138V137H40ZM74 138V137H73ZM91 138H94V136L93 137H91ZM155 138V137H154ZM4 139V138H3ZM42 139H43V137H42ZM67 139V138H66ZM65 139V140H66ZM69 139H71L72 140V138H69ZM69 139H68V141H69ZM34 140V139H33ZM86 140H88V139H86ZM92 140V139H91ZM90 140V141H91ZM234 140V139H233ZM43 141V140H42ZM57 141V140H56ZM67 141V140H66ZM4 142V141H3ZM86 142V141H85ZM46 143V142H45ZM69 143V142H68ZM82 141H81V143H79V144H81L82 145ZM59 144L61 145V143H58L57 144V146H55V145H53L54 146V148L56 147H58L59 146ZM84 144V143H83ZM70 145V144H69ZM81 145H79V146H81ZM95 145V144H94ZM256 145V144H255ZM29 146V145H28ZM32 146V145H31ZM34 146V145H33ZM63 146V145H62ZM62 146H60V147H62ZM78 146V148H80ZM60 147H59V149L58 150H61L60 149ZM64 147V146H63ZM204 147V146H203ZM13 148V147H12ZM28 148V147H27ZM52 148V147H51ZM83 149H84V147H83ZM115 149V148H114ZM126 149V148H125ZM124 149V150H125ZM207 149V148H206ZM66 150V149H65ZM79 150V149H78ZM260 150V149H259ZM64 150H61V152H63ZM113 151V150H112ZM126 151V150H125ZM257 151V150H256ZM44 152V151H43ZM42 151H41V153H43ZM65 152V151H64ZM66 152H67V150H66ZM126 152H128V149H127V151ZM23 153V152H22ZM29 153V152H28ZM53 153H54V151H53ZM107 153V152H106ZM258 153V152H257ZM256 153V154H257ZM4 155V154H3ZM50 155H52V154H50ZM60 155H63V153H61ZM59 155V156H60ZM74 155V154H73ZM81 155V154H80ZM15 156H17V155H15ZM40 156H42V155H40ZM53 156V155H52ZM89 156V155H88ZM237 156V155H236ZM235 156V157H236ZM20 157V156H19ZM35 156H33V158H34ZM38 157V156H37ZM48 157V156H47ZM81 157L83 158V156L81 155ZM87 157V156H86ZM104 157V156H103ZM200 157V156H199ZM42 158H43V156H42ZM49 158H51V157H49ZM48 158V159H49ZM89 158V157H88ZM98 158V157H97ZM133 158V157H132ZM261 158V157H260ZM264 158V157H263ZM17 159V158H16ZM20 159V158H19ZM24 159V158H23ZM26 159V158H25ZM35 160H36V158H34ZM39 159V158H38ZM47 159V160H48ZM53 159V158H52ZM58 159H60V158H58ZM95 158H92V160H90V161H93ZM156 159V158H155ZM41 159H39V161H40ZM245 160V159H244ZM2 161V160H1ZM25 161V160H24ZM24 161H22V162H24ZM31 161V160H30ZM30 161H28V162H30ZM46 161V160H45ZM49 161H51V160H49ZM53 161V160H52ZM76 161V160H75ZM78 161H80V160H78ZM83 161V160H82ZM81 161V162H82ZM246 161V160H245ZM244 161V162H245ZM28 162L26 163V164H28ZM36 162H38V160H36ZM43 162V161H42ZM54 162V161H53ZM57 161L55 160V163H56ZM80 162V163H81ZM84 162V161H83ZM82 162V163H83ZM88 162V161H87ZM93 162H95L96 163V161H93ZM93 162H91V166L90 167H92V164H93ZM243 162V161H242ZM13 163V162H12ZM45 163V162H44ZM47 163H48V161H47ZM73 163V162H72ZM253 163V162H252ZM39 162H38V166H39ZM86 164V163H85ZM10 165V164H9ZM21 165V164H20ZM24 165V164H23ZM49 164H47V165H45V166H48ZM56 165V164H55ZM58 165H59V163H58ZM97 164H95V166H96ZM115 165V164H114ZM195 165V164H194ZM204 165V164H203ZM249 165H251V164H249ZM253 165V164H252ZM251 165V166H252ZM11 166V165H10ZM27 166V165H26ZM32 166V165H31ZM30 166V167H31ZM37 166V165H36ZM52 167L54 166V164H52L51 165ZM50 166V167H51ZM88 166H89V164H88ZM116 166V165H115ZM30 167L28 166V169H30ZM56 167V166H55ZM25 168H27V167H25ZM35 168V167H34ZM95 168V167H94ZM108 168V167H107ZM24 169V168H23ZM46 168H44V170H45ZM50 169V168H49ZM81 169L82 170H84L85 168H83V166L81 167ZM185 169V168H184ZM242 169V168H241ZM25 170V169H24ZM61 170V169H60ZM66 170V169H65ZM68 170H70V168L68 169ZM107 170V169H106ZM169 170H171V169H169ZM173 170V169H172ZM171 170V171H172ZM226 170V169H225ZM38 171V170H37ZM49 171V170H48ZM47 171V172H48ZM67 171V170H66ZM87 171H88V169H87ZM90 171L91 170H89V173H90ZM32 172H34V171H32ZM36 172V171H35ZM34 172V173H35ZM39 172V171H38ZM51 173H53L52 171H50ZM64 172V171H63ZM106 173H107V175H105V176H107V177H109V173L107 172V171H105ZM201 172V171H200ZM25 173V172H24ZM26 173H28V174H31V173H29V172H26ZM34 173H33V175H34ZM42 174H43V172H41ZM68 173V172H67ZM88 173V172H87ZM89 173H88V175H89ZM105 173V174H106ZM146 174L143 176V175H139L138 176V178H136V177H134V178H136V181H138V183L140 182V184L139 185H141V183H142V181H144L145 180V182H143L144 183V185L146 186L145 188H141L140 190H138L137 191V193H136V195H134V201H135V219L134 220H136V222H135V227H136V235L133 237V239L132 240H122L121 242V248H122V251H121V253H120V264H187V262H185V259H184V256H188V257H190V254H180L182 251L181 250H176L177 249V247L181 244V242H182V239H181V236L179 235V233H177V231H178V229H176L175 231H173L172 229V231L170 230V225L168 224V220H169V210H168V198L165 196V192H167V190L166 189H163V187H162V185H163V182H162V180H161V178L159 177L160 175H159V173H158V171H157V169L156 168H153V167H148V169H147V171L145 172ZM36 174V173H35ZM39 174H40V172H39ZM59 174V173H58ZM57 174V175H58ZM84 174V173H83ZM83 174H82V176H83ZM144 174V173H143ZM226 174V173H225ZM247 174V173H246ZM253 174V173H252ZM21 175V174H20ZM26 175V174H25ZM54 175V174H53ZM69 175V174H68ZM74 175V174H73ZM88 175H87V178H88ZM103 176H104V174H102ZM28 176V175H27ZM32 176V175H31ZM42 176V175H41ZM47 176V175H46ZM55 176V175H54ZM63 176H66V175H64L63 174ZM91 176V175H90ZM221 176V175H220ZM219 176V177H220ZM52 177V176H51ZM67 177V176H66ZM70 177H71V175H70ZM144 177V178H143ZM205 177H206V175H205ZM204 177V178H205ZM217 177V176H216ZM24 178V177H23ZM61 178H62V176H61ZM106 177H104L103 178V181L104 180H106L105 179ZM188 178H189V176H186V181H188ZM226 178V177H225ZM5 179V178H4ZM67 179L68 178H65V181H62L63 183L61 184V185H64L65 183L64 182H67ZM70 179V178H69ZM76 179H77V177H76ZM160 179V180H159ZM264 179V178H263ZM39 180V179H38ZM47 180V179H46ZM71 180V179H70ZM130 180H132V179H130ZM133 180H135V179H133ZM132 180V181H133ZM20 181H22V180H20ZM19 181V182H20ZM24 181V180H23ZM40 181V180H39ZM49 181V180H48ZM72 181H74V180H72ZM131 181V182H132ZM248 181V180H247ZM70 182V181H69ZM69 182H68V184L66 183L64 186H66L67 185V187H69L70 185H69ZM42 183V182H41ZM137 183V184H138ZM74 184V183H73ZM134 184H135V182H134ZM212 184V183H211ZM259 184V183H258ZM15 185V184H14ZM18 185H21L20 183H18ZM78 184H76V187L75 188H77L78 186H77ZM126 184H124V186H125ZM187 185V184H186ZM233 185V184H232ZM234 185H235V183H234ZM259 185H261V184H259ZM259 185H257V186H259ZM11 186V185H10ZM46 186H48V184L46 185ZM63 186V187H64ZM73 186H75V184L73 185ZM123 186V187H124ZM136 186V185H135ZM229 186V185H228ZM227 186V187H228ZM12 187H14V186H12ZM16 187H17V185L14 187V189H16ZM60 187V186H59ZM71 188H72V186H70ZM122 187V188H123ZM127 187V186H126ZM130 187V186H129ZM144 187V186H143ZM263 188H264V186H262ZM9 188H11V187H9ZM30 188H31V186H30ZM71 188H70V190H71ZM134 188H136V187H134ZM53 189V188H52ZM55 189V188H54ZM58 189V188H57ZM57 189H55V190H53V191H56L57 192ZM61 189V188H60ZM65 189H67L66 187H65ZM131 189V188H130ZM133 189V188H132ZM218 189V188H217ZM231 189V188H230ZM4 190V189H3ZM9 190H13V189H9ZM37 190V189H36ZM81 190V189H80ZM113 190H115V189H113ZM127 190L128 191H132L133 192V190H129L128 188H127ZM219 190H221L220 188H219ZM261 190H262V188H261ZM14 191V190H13ZM12 191V192H13ZM58 191H59V189H58ZM62 191H64V190H62ZM76 191V190H75ZM89 191V190H88ZM121 191H123L124 192V190H122L121 189ZM171 192H179V191H181L180 190V186H176L175 187V189H171L170 190ZM253 191V190H252ZM258 191V190H257ZM9 192H11V191H9ZM30 192V191H29ZM39 192V191H38ZM66 192V191H65ZM64 192V193H65ZM72 192H73V190H72ZM71 192V193H72ZM77 192V191H76ZM262 192V191H261ZM50 193V192H49ZM48 193V194H49ZM53 193V192H52ZM87 193V192H86ZM85 193V194H86ZM102 193V192H101ZM117 193H118V191H117ZM128 193V192H127ZM130 193V192H129ZM128 193V194H129ZM186 193H187V191H186ZM254 193V192H253ZM5 194H7V192L5 193ZM10 194V193H9ZM51 194V193H50ZM56 194V193H55ZM55 194H53L54 196H55ZM67 194V193H66ZM65 194V195H66ZM103 194V193H102ZM116 194V193H115ZM127 194V195H128ZM134 194V193H133ZM12 195H14V193H12ZM57 195V194H56ZM72 195V194H71ZM78 195V194H77ZM254 195V194H253ZM261 195H263V193L261 194ZM1 196H3V194L1 195ZM1 196H0V198H1ZM5 196V195H4ZM3 196V197H4ZM25 196V195H24ZM49 196V195H48ZM52 196V195H51ZM58 196H59V194H58ZM68 196H70L69 194H67V197ZM73 196V195H72ZM72 196H70V199H72L71 197ZM74 196H75V194H74ZM124 196V195H123ZM130 196H131V193H130ZM193 196V195H192ZM199 196V195H198ZM198 196H197V198H198ZM206 196H208V195H206ZM20 197V196H19ZM19 197H16V198H19ZM22 197V196H21ZM26 197V196H25ZM24 197V198H25ZM28 197V196H27ZM26 197V198H27ZM63 197V196H62ZM76 197H78V196H76ZM75 197V198H76ZM132 197H133V195H132ZM184 197H186V195H184ZM210 197H212V194L210 195ZM263 197V196H262ZM262 197H261V199H262ZM23 198V197H22ZM31 198V197H30ZM46 198H48V197H46ZM45 198V199H46ZM50 198V197H49ZM221 198V197H220ZM219 198V199H220ZM2 199H4V198H2ZM6 199V198H5ZM9 199V198H8ZM11 199H13V198H11ZM21 199V198H20ZM55 199H56V197H55ZM55 199L53 200L54 202H55ZM67 199V198H66ZM133 199V198H132ZM131 199V200H132ZM10 200V199H9ZM17 200V199H16ZM15 200V202H17V201H19V200H17L16 201ZM25 200V199H24ZM42 200H44V199H42ZM59 200V199H58ZM58 200H56V201H58ZM64 200V199H63ZM74 200V199H73ZM78 200V199H77ZM99 200V199H98ZM131 200H129V202H131ZM52 201V200H51ZM120 201V200H119ZM198 201V200H197ZM214 201V200H213ZM234 201H235V199H234ZM237 201V200H236ZM6 202V201H5ZM8 202V201H7ZM23 202V201H22ZM21 202V203H22ZM30 202V201H29ZM40 202H41V200H40ZM39 202V203H40ZM43 202V201H42ZM74 202V201H73ZM10 203H12V202H10ZM18 203V202H17ZM20 203V202H19ZM28 203V202H27ZM52 203V202H51ZM67 203V202H66ZM80 203V202H79ZM105 203V202H104ZM120 203V202H119ZM123 203H124V201H123ZM132 203V202H131ZM231 203H232V201H231ZM2 204V203H1ZM34 204V203H33ZM44 204V203H43ZM46 204V203H45ZM75 204H76V202H75ZM180 204H182V203H180ZM218 204V203H217ZM16 206L15 207H12V210L14 211L15 209L16 210H18L17 209V206H20L19 204H15ZM65 205V204H64ZM79 205V204H78ZM78 205H77V207H78ZM100 205V204H99ZM99 205H98V207H99ZM103 205V204H102ZM230 205V204H229ZM14 206V205H13ZM38 206H39V204H38ZM38 206H36V207H38ZM45 206V205H44ZM48 206V205H47ZM206 206V205H205ZM34 207H35V204H34ZM108 207V206H107ZM173 207H174V205H173ZM177 207V206H176ZM175 207V208H176ZM182 207V206H181ZM15 208V209H14ZM19 208V207H18ZM29 208H31V207H29ZM52 208V207H51ZM57 208V207H56ZM73 208V207H72ZM100 208H101V206H100ZM115 208V207H114ZM172 208V207H171ZM179 208V210L178 211H181V209H180V207H177V209ZM183 208V207H182ZM189 208V207H188ZM197 208H198V206H197ZM32 209H34V208H32ZM53 209V208H52ZM52 209H51V211H52ZM132 209V208H131ZM130 209V210H131ZM177 209L173 212V221H175V220H177L180 216L182 217V215H180V213H178V211H177ZM184 209V208H183ZM187 209V208H186ZM189 209H191V208H189ZM188 209V210H189ZM2 210V209H1ZM19 210H20V208H19ZM30 210V209H29ZM64 210V209H63ZM69 210H70V208H69ZM68 210V211H69ZM76 210V209H75ZM118 210V209H117ZM127 210V209H126ZM78 211V210H77ZM93 211V210H92ZM122 211V210H121ZM172 211H173V208H172ZM177 211V212H176ZM187 211V210H186ZM38 212V211H37ZM49 212V211H48ZM47 212V213H48ZM66 212V211H65ZM82 211H80V213H81ZM182 212H185V211H182ZM242 212V211H241ZM2 213H3V211H2ZM2 213H0V215L2 214ZM14 213H15V211H14ZM26 213H28L27 212V210L25 211V214L24 215H26ZM91 213V212H90ZM90 213H89V215H90ZM172 213V212H171ZM199 213V212H198ZM232 213V212H231ZM234 213V212H233ZM244 213V212H243ZM23 214V213H22ZM83 214V213H82ZM87 214V213H86ZM111 214V213H110ZM182 214H184V213H182ZM186 214V213H185ZM187 214H188V212H187ZM199 214H201V213H199ZM228 214H229V212H228ZM3 215H4V213H3ZM3 215H1L0 217H2ZM8 215V217L10 216L9 214H7ZM24 215L22 216V217H24ZM50 215V214H49ZM78 215H79V213H78ZM88 215V216H89ZM94 215V214H93ZM127 215H129V214H127ZM180 215V216H179ZM189 215V214H188ZM209 215V214H208ZM19 216H21V215H19ZM18 216V217H19ZM45 216V215H44ZM71 216H72V214H71ZM75 216H77V215H75ZM87 216V215H86ZM198 216V215H197ZM5 217H7V216H5ZM22 217L21 218H19V219H22ZM55 217V216H54ZM128 217V216H127ZM184 217V219H185V215L183 216ZM187 217V216H186ZM47 218V217H46ZM44 219V220H47V219ZM49 219H50V216L48 217ZM52 218V217H51ZM56 218V217H55ZM90 218V217H89ZM89 218H87V219H89ZM93 218V217H92ZM191 218V217H190ZM196 218V217H195ZM232 218V217H231ZM4 220H7V218L5 219V218H3ZM15 219H17V218H15ZM53 219V218H52ZM51 219V220H52ZM85 220H86V218H84ZM105 219V218H104ZM103 219V220H104ZM198 219H199V217H198ZM14 220V219H13ZM23 220H24V218H23ZM92 220V219H91ZM128 220V219H127ZM186 220V219H185ZM215 220L216 219H214V221H212V223H214L215 222ZM232 220V219H231ZM0 221H1V219H0ZM3 221V220H2ZM2 221H1V223L0 224H3L2 223ZM9 221H10V219H9ZM21 221V220H20ZM26 221V220H25ZM87 221V220H86ZM104 221H106V220H104ZM196 221V220H195ZM42 222H44V221H42ZM48 222H49V220H48ZM47 221H45L44 223H40V225H38V226H41V227H39V228H41L39 231L41 232L42 230H43V232H44V229L46 230V228L45 227H47V223H48ZM111 222V221H110ZM121 222V221H120ZM201 222V221H200ZM226 222V221H225ZM247 222V221H246ZM8 223V221L7 222H5V224H4V226L6 225ZM12 223V222H11ZM46 223V224H45ZM80 223V222H79ZM109 223V222H108ZM199 223V222H198ZM18 225H19V223H17ZM44 226V228H43V226ZM59 224V223H58ZM76 224V223H75ZM201 224H203L204 225V223H201ZM216 224V223H215ZM242 224H244V223H242ZM12 225V224H11ZM25 225H27L26 224V222H25ZM49 225V224H48ZM82 225V224H81ZM81 225H79V227L81 226ZM104 225V224H103ZM7 226H9V223H8V225ZM14 226H15V224L13 225V228H14ZM37 226V227H38ZM52 226V225H51ZM69 226V225H68ZM77 226H78V224H77ZM175 226V228L176 227H178L179 225L178 224H175L174 225ZM212 226H214V225H212ZM239 226V225H238ZM12 227V226H11ZM53 227V226H52ZM99 227V226H98ZM263 227V226H262ZM3 228V227H2ZM15 228H16V226H15ZM103 228V227H102ZM184 228V227H183ZM227 228V227H226ZM254 228V227H253ZM256 228V227H255ZM261 228V227H260ZM34 229V228H33ZM49 229V228H48ZM52 229V228H51ZM76 229H78L77 227H76ZM99 230H100V228H98ZM106 229V228H105ZM207 229H208V226H207ZM212 228L210 227V231H212L211 230ZM237 229V228H236ZM235 229V230H236ZM5 229L3 228V230H0V232L2 231H4ZM8 230H10V228L8 227ZM19 230H20V228H19ZM31 230H32V228H31ZM37 230V229H36ZM94 230V229H93ZM181 230V229H180ZM204 230V229H203ZM226 230V229H225ZM224 230V231H225ZM234 229H233V231H235ZM239 230H242V227H241V229H239ZM238 230V231H239ZM258 230V229H257ZM14 231V230H13ZM49 231V230H48ZM51 231V230H50ZM97 231V230H96ZM231 232V234H233V233H235V234H237L236 232ZM237 231V230H236ZM6 232V231H5ZM5 232H3V234L5 233ZM34 232H36L35 230H34ZM80 232V231H79ZM204 232H205V230H204ZM7 233V232H6ZM13 233V232H12ZM15 233V232H14ZM13 233V234H14ZM94 233H96L95 231H94ZM94 233H92V234H94ZM98 234L100 233V231H98L97 232ZM96 233V234H97ZM113 233V232H112ZM206 233V232H205ZM209 233V232H208ZM222 233H224L223 231H222ZM240 233V232H239ZM243 233V232H242ZM1 234V233H0ZM9 234V233H8ZM28 234V233H27ZM35 234V233H34ZM37 234H39V233H37ZM37 234H35L36 236H37ZM40 234H42V233H40ZM40 234H39V237L37 238V240L40 238ZM49 234V233H48ZM82 234H85L84 232L82 233ZM98 234H97V237H98ZM103 234V233H102ZM204 234V233H203ZM207 234V233H206ZM213 234V233H212ZM231 234H230V236H229V238H228V236H227V238L229 239H227V243H224V245H225V251H222V249L219 247L220 245H221V242H223V241H221V242H219L220 240H221V236H223V235H221V236H219V240L216 242V239H214L213 238V240H215V242L216 243H214L213 245H210L209 246V252H208V254H206V257H207V255L209 256H212V258H214L213 260L217 263V264H222L223 262V264H226V261L225 260H221V258H222V256H224L225 258H223V259H230L231 258V253H233V252H231V250L233 249V250H235L234 248H232L231 249V239H232V237H231ZM234 234V235H235ZM6 236H8L7 234H5ZM12 234H10V236H11ZM28 235H30V234H28ZM43 235V234H42ZM209 235H210V233H209ZM252 235V234H251ZM1 236V238H3L2 237V235H0ZM4 236V235H3ZM16 236H17V234H16ZM31 236H33V235H31ZM30 236V237H31ZM81 236V235H80ZM253 236H255V235H253ZM12 237V236H11ZM10 237V239H12ZM35 237V236H34ZM51 237V236H50ZM86 237V236H85ZM84 237V238H85ZM88 237V236H87ZM93 237H95V236H93ZM97 237H95V238H97ZM18 238V237H17ZM53 238V237H52ZM80 238V237H79ZM90 238V237H89ZM92 238V237H91ZM216 238V237H215ZM262 238V237H261ZM19 239V238H18ZM30 239H32V240H34V238H30ZM54 239V238H53ZM52 239V240H53ZM94 239V238H93ZM201 239V238H200ZM236 239H237V237H236ZM3 240H5V238L3 239ZM14 240V239H13ZM37 240L35 241L36 243L34 244L33 242L34 241H31L33 244H31L32 245V249L36 246V244L38 243L37 242ZM50 240V239H49ZM95 240V239H94ZM94 240H92V241H94ZM186 240V239H185ZM240 240H241V238H240ZM9 242L11 241V240H8ZM44 241V240H43ZM42 241V242H43ZM86 241H87V239H86ZM96 241V245L98 244L97 243V241L98 240H95ZM5 242V241H4ZM13 242V241H12ZM15 242H17V241H15ZM74 242V241H73ZM184 242V241H183ZM199 243L200 242H202V241H198ZM207 242V241H206ZM219 242V243H218ZM226 242V241H225ZM232 242H233V239H232ZM237 242V241H236ZM261 242V241H260ZM6 244H8V242H7V239H6V242H5ZM44 243V242H43ZM50 243V242H49ZM90 242H88V244H89ZM95 243V242H94ZM94 243H92V244H94ZM103 243V242H102ZM105 243V242H104ZM2 244L3 243H0V246H2ZM15 244H17V243H15ZM14 243H13V245H15ZM62 244V243H61ZM68 244H71V243H68ZM233 244H234V242H233ZM236 244V243H235ZM4 245V244H3ZM29 245H30V243H29ZM30 245V246H31ZM87 245V244H86ZM99 245V244H98ZM105 245V244H104ZM6 246V245H5ZM89 246V245H88ZM88 246H86L87 248L85 249V250H91V248L92 247H89L88 248ZM92 246V245H91ZM213 246V248H211ZM234 246V245H233ZM8 247V246H7ZM14 247V246H13ZM25 247V246H24ZM99 247V246H98ZM101 247V246H100ZM100 247H99V249H100ZM253 246L251 245V248H252ZM11 248V247H10ZM10 248H8V249H6V247H5V249L7 250V252H8V250L10 249ZM224 248V247H223ZM4 249V250H5ZM12 249H14V248H12ZM12 249L10 250V252L12 251ZM16 249H18V248H16ZM28 249H29V247H28ZM31 249V248H30ZM72 249V248H71ZM109 249V248H108ZM111 249V248H110ZM109 249V250H110ZM201 249V248H200ZM4 250H3V252H4ZM6 250H5V252H6ZM77 250V249H76ZM83 250V249H82ZM84 250V251H85ZM197 250V249H196ZM254 250V249H253ZM28 251H30V250H28ZM40 251V250H39ZM93 250H91V252H92ZM95 251V250H94ZM93 251V252H94ZM102 251V250H101ZM111 251V250H110ZM191 251V250H190ZM194 251L195 250H193L192 252H191V254H194ZM251 251V249H248V251L247 252H250ZM258 251V250H257ZM2 251H1V248H0V264H6L5 263V261H7V260H12L11 258H13V255H14V253H13V255H10V254H5V253H3ZM15 252V251H14ZM24 252V251H23ZM66 252H67V250H66ZM83 252V251H82ZM12 253V252H11ZM28 253V252H27ZM32 253V252H31ZM34 253H35V251H34ZM235 253V252H234ZM259 253V252H258ZM262 253V252H261ZM63 254V253H62ZM72 254V253H71ZM83 254V253H82ZM81 254V255H82ZM86 254H90V252L89 253H86ZM199 254V253H198ZM26 255V254H25ZM32 255H33V253H32ZM73 256H74V254H72ZM84 255H85V253H84ZM99 255V254H98ZM98 255H96V256H98ZM171 255H173L174 256V259L171 261V259H170V257H171ZM178 255V256H177ZM195 255H196V252H195ZM199 255H201V254H199ZM220 255H222L221 257H220ZM245 255H247L246 253H245ZM250 255V254H249ZM28 256H31L30 254H28ZM36 256V255H35ZM186 256V259H188V260H190L188 257ZM233 256H235L234 254H233ZM254 256H257L256 254L254 255ZM263 256V255H262ZM24 257V256H23ZM40 257V256H39ZM62 257H64V256H62ZM75 257V256H74ZM78 257H80V256H78ZM83 257V256H82ZM89 257V256H88ZM106 257V256H105ZM204 257V256H203ZM217 257V258H216ZM236 257V256H235ZM235 257H233V258H235ZM246 257V256H245ZM248 257V256H247ZM260 257V256H259ZM258 256H257V262H258V258H259ZM25 258V257H24ZM24 258H23V261H24ZM32 258V257H31ZM84 258V257H83ZM27 259H30V257L29 258H27ZM27 259H25L26 261H29V260H27ZM33 259V258H32ZM38 259V258H37ZM55 259V258H54ZM73 259V258H72ZM71 259V261L73 262V260ZM76 259V258H75ZM85 259V258H84ZM90 259H92V258H90ZM204 259H205V257H204ZM204 259H202V260H204ZM208 259H210V258H208ZM232 259V258H231ZM238 259H239V257H238ZM254 259H255V257H254ZM259 259H261V258H259ZM9 260V261H10ZM35 260H36V258H35ZM34 260V261H35ZM93 260V259H92ZM91 260V261H92ZM97 260V259H96ZM217 260V261H216ZM240 260V259H239ZM13 261H14V259H13ZM13 261H10L8 264H12L11 262H13ZM32 261V260H31ZM48 261H49V259H48ZM51 261V260H50ZM80 261V260H79ZM90 261V260H89ZM191 261V260H190ZM201 261V260H200ZM247 261V258H246V260H245V262ZM251 261L253 262L254 260H253V258L250 260V263H251ZM15 262V261H14ZM68 262V261H67ZM77 262H78V259H77ZM82 262V261H81ZM88 262V261H87ZM208 262H209V260H208ZM222 262V263H221ZM230 262V261H229ZM228 261H227V263L228 264H230ZM261 262V261H260ZM27 264L29 263V262H26ZM69 263V262H68ZM84 263V262H83ZM91 262H88V264H90ZM197 264H199V262H196ZM253 263H255V261L253 262ZM261 263H263L264 264V262H261ZM261 263H259V264H261ZM25 264V263H24ZM30 264V263H29ZM52 264V263H51ZM81 264V263H80ZM92 264V263H91ZM96 264V263H95Z\"/></svg>",
    "mask_w": 264,
    "mask_h": 264
}]
</instances>
